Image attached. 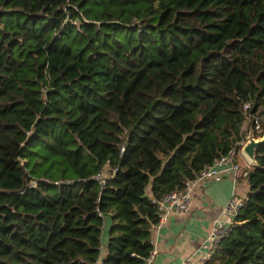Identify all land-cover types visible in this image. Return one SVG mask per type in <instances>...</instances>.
<instances>
[{
  "label": "trees",
  "instance_id": "1",
  "mask_svg": "<svg viewBox=\"0 0 264 264\" xmlns=\"http://www.w3.org/2000/svg\"><path fill=\"white\" fill-rule=\"evenodd\" d=\"M257 115L264 0H0V264H146L155 199ZM256 159L206 264H264Z\"/></svg>",
  "mask_w": 264,
  "mask_h": 264
},
{
  "label": "crops",
  "instance_id": "2",
  "mask_svg": "<svg viewBox=\"0 0 264 264\" xmlns=\"http://www.w3.org/2000/svg\"><path fill=\"white\" fill-rule=\"evenodd\" d=\"M239 161L242 168L237 177L227 172L221 179L200 180L192 189V204L188 211H172L166 219L153 225L152 241L157 252L151 264H180L189 256H193L196 264H202L205 253L202 243L215 220H231L224 212L225 205L234 194L243 197L250 190L245 171L252 164L243 152L239 154ZM107 237L106 233L105 242Z\"/></svg>",
  "mask_w": 264,
  "mask_h": 264
},
{
  "label": "built area",
  "instance_id": "3",
  "mask_svg": "<svg viewBox=\"0 0 264 264\" xmlns=\"http://www.w3.org/2000/svg\"><path fill=\"white\" fill-rule=\"evenodd\" d=\"M254 123V130L261 131L262 124L260 116L257 115L255 117ZM245 141H240V147L232 148L228 151V153L217 158L213 164L202 169L195 178L187 181L184 189L173 190L164 193L160 198H156L155 201L159 209L160 220L166 219L172 211H188L192 204V189L194 185L200 180L205 178L221 179L227 172H231L235 175V177H237V172L239 171L240 173L242 168L239 161V154L242 152V147ZM122 150H124V146H122ZM109 176V170H101L95 175L96 179H98L103 185L106 184L107 178ZM62 181L63 180H56L54 183H60ZM32 182L34 184L37 183L36 180H33ZM244 204L245 196L241 197L237 194H234L229 199L224 207V212L231 218V220L225 221L220 218L215 220L210 234L207 236L206 241L202 243L201 248H205V253L201 260L202 264H206V259H209L212 256L214 249L218 246L221 239L229 232L236 215H238ZM156 252L157 248L154 247L151 254L146 258V264H151ZM180 264H196V262L193 256H189L183 259Z\"/></svg>",
  "mask_w": 264,
  "mask_h": 264
},
{
  "label": "water",
  "instance_id": "4",
  "mask_svg": "<svg viewBox=\"0 0 264 264\" xmlns=\"http://www.w3.org/2000/svg\"><path fill=\"white\" fill-rule=\"evenodd\" d=\"M262 145H264V134L261 136H256L254 129L251 128L246 136V141L243 144L242 152L252 165L257 163L256 153Z\"/></svg>",
  "mask_w": 264,
  "mask_h": 264
},
{
  "label": "rangeland",
  "instance_id": "5",
  "mask_svg": "<svg viewBox=\"0 0 264 264\" xmlns=\"http://www.w3.org/2000/svg\"><path fill=\"white\" fill-rule=\"evenodd\" d=\"M251 128H254V127H251ZM251 128H250V129H251Z\"/></svg>",
  "mask_w": 264,
  "mask_h": 264
}]
</instances>
